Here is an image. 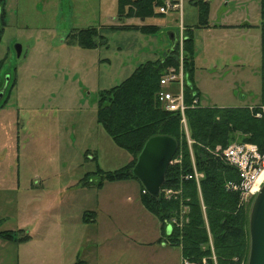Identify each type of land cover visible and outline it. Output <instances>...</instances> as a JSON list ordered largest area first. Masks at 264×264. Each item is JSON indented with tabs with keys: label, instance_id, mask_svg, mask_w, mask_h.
I'll use <instances>...</instances> for the list:
<instances>
[{
	"label": "rangeland",
	"instance_id": "rangeland-1",
	"mask_svg": "<svg viewBox=\"0 0 264 264\" xmlns=\"http://www.w3.org/2000/svg\"><path fill=\"white\" fill-rule=\"evenodd\" d=\"M234 1L228 4L229 17L222 19L216 6L212 12V24H231L236 30L218 37V47L212 45L213 49L201 56V66L211 74L200 73L207 78L200 79L201 104L207 107L250 109L259 104V0ZM184 12H189L186 3ZM4 13L6 25L0 39V231L23 229L28 234L49 206L50 197H44L37 185L41 178L54 174V179L47 180L53 184L58 182L56 177L60 182L73 177L81 180L97 167L108 172L129 162L131 156L117 148L96 122L97 94L120 84L140 64L165 57L173 48L165 53L169 41L166 28L178 29L183 9L124 22L156 26L158 32L153 35L106 29L119 25L116 2L111 0H6ZM245 22L251 29L243 32ZM88 27H102L105 45L94 50L66 45L68 34ZM179 30L174 44L179 43L181 54L183 29ZM213 41L214 37L206 39L209 44ZM16 45L21 47L19 57ZM177 89L176 85L166 88L173 93ZM180 125L193 166V142L186 119L185 125ZM235 144L248 143L236 139L211 152L215 155V151ZM263 148L264 141L259 149ZM95 154L97 163L91 159ZM253 198L239 202V207L250 210ZM240 263L245 262L236 264ZM0 264H50V258H43L39 238L29 246L0 240ZM201 264H206V259Z\"/></svg>",
	"mask_w": 264,
	"mask_h": 264
},
{
	"label": "trees",
	"instance_id": "trees-1",
	"mask_svg": "<svg viewBox=\"0 0 264 264\" xmlns=\"http://www.w3.org/2000/svg\"><path fill=\"white\" fill-rule=\"evenodd\" d=\"M165 1L178 3L179 0H117L115 21L119 25L105 28L112 31H137L144 35L156 34V26L125 25L124 22L164 16L156 13V10ZM4 4L5 0H0V39L6 25ZM191 4L197 9L198 20L195 26L184 27L181 54L179 43H175L162 59L140 64L120 84L98 92L97 124L114 145L132 159L114 171L106 172L97 167L94 172L85 174L79 184L90 186L92 178L96 181V188H101L104 183L137 181L131 171L144 143L154 136L173 138L177 150L172 164L167 168L161 190L171 189L179 193L170 199H165L162 193L155 198L144 192L139 184L140 204L159 221L161 240L170 247L179 248L183 260L196 264H201L202 259H206V264H236L247 259L249 210L239 207L238 191L225 187L228 182L238 183L237 171L211 151L217 146L225 148L236 139L259 148L264 141V110L260 109V106H264V0H259L257 26L260 33V95L259 104L253 110L246 106L220 108L200 105V95L194 82V32L209 27L210 2L192 0ZM101 30L102 27H88L72 31L64 41L68 46L94 50L105 45ZM180 64L184 77L183 100L187 106L185 119L193 142V161L196 171L202 174L198 186L193 180L184 179L192 173V162L181 129L180 115L166 111L158 100L162 90L160 78L168 69L178 71ZM194 100L196 104H193ZM256 113L261 116L256 117ZM176 159L179 161L174 163ZM92 160L96 161V158ZM88 215L84 213L83 219ZM172 220L181 222V226L171 224ZM0 240L20 245L29 242L30 236L23 229L0 231ZM234 259L237 261L234 262ZM73 264L86 263L77 260Z\"/></svg>",
	"mask_w": 264,
	"mask_h": 264
},
{
	"label": "crops",
	"instance_id": "crops-1",
	"mask_svg": "<svg viewBox=\"0 0 264 264\" xmlns=\"http://www.w3.org/2000/svg\"><path fill=\"white\" fill-rule=\"evenodd\" d=\"M179 1L180 9H183L182 21L180 20L177 30L166 28L169 32L167 34L169 41L165 53L173 47L180 28H191L197 24V9L191 4L192 0ZM209 2V27L194 32V82L200 95L201 106L204 105L201 104L200 79L207 78L200 73H204L205 76L211 75L205 66H201L203 65L201 56H205L212 45L213 48L218 47V37L225 35V32L236 30L231 24L211 23L215 6V12H220L221 18L224 19L230 16L228 4L235 1L209 0ZM185 3L189 10L187 14L184 12ZM242 24L243 32L251 29L248 22ZM235 26L241 27L240 24ZM207 37H214L215 41L211 44L206 43ZM163 57L164 55L161 58ZM211 62L208 60V63ZM95 155L97 163L98 155ZM55 176L48 174L41 178L40 184H37L44 197H50L49 206L43 212L40 222L36 220L35 227L31 226V230L28 231L30 241L20 245L29 246L39 238L42 256L45 259L50 258V264H62L63 261L73 264L77 260L86 264H182L180 249L176 250L161 240L159 221L140 204V185L137 181L104 183L101 188L95 187L96 181L93 178L90 180L92 182L90 186H81L77 177L63 182L56 177L58 182L55 184L47 182L50 177L54 179ZM84 213L89 215L83 219Z\"/></svg>",
	"mask_w": 264,
	"mask_h": 264
},
{
	"label": "built area",
	"instance_id": "built-area-1",
	"mask_svg": "<svg viewBox=\"0 0 264 264\" xmlns=\"http://www.w3.org/2000/svg\"><path fill=\"white\" fill-rule=\"evenodd\" d=\"M180 4L165 1L164 5L158 8V13L166 15L169 11L179 10ZM183 73L181 64L178 71L168 69L167 72L160 78L159 84L162 90L158 94V100L168 112H176L180 115V123L185 125L184 112L187 106L183 100ZM176 85L177 92L173 93L166 90L167 87ZM196 100L193 104H196ZM263 111L264 106H260ZM253 110V107L250 108ZM256 117H260V113H256ZM215 156L220 157L227 165L233 167L238 174V183L229 182L226 186L228 190L238 191L240 193V202L252 198L259 191L264 183V148L259 149L255 145L235 144L227 149L215 151ZM177 162V161H175ZM172 164V162H171ZM202 178V174L198 173L195 166H192V173L184 177L186 180H193L198 183ZM161 193L165 199L175 197L179 192L171 189H162ZM181 221V220H180ZM171 224L181 226V222L176 220L170 221ZM214 260V258L212 257ZM204 263V261H203ZM182 264H190L186 260ZM245 264V263H240Z\"/></svg>",
	"mask_w": 264,
	"mask_h": 264
},
{
	"label": "water",
	"instance_id": "water-1",
	"mask_svg": "<svg viewBox=\"0 0 264 264\" xmlns=\"http://www.w3.org/2000/svg\"><path fill=\"white\" fill-rule=\"evenodd\" d=\"M172 39V35H170ZM16 56L21 54L15 46ZM177 143L169 136H154L143 145L132 168V175L142 188L157 198L164 184L168 166L176 153ZM249 248L246 264H264V183L254 196L248 214Z\"/></svg>",
	"mask_w": 264,
	"mask_h": 264
},
{
	"label": "bare ground",
	"instance_id": "bare-ground-1",
	"mask_svg": "<svg viewBox=\"0 0 264 264\" xmlns=\"http://www.w3.org/2000/svg\"><path fill=\"white\" fill-rule=\"evenodd\" d=\"M144 192H146V191L144 190ZM160 193H161V190H160Z\"/></svg>",
	"mask_w": 264,
	"mask_h": 264
}]
</instances>
